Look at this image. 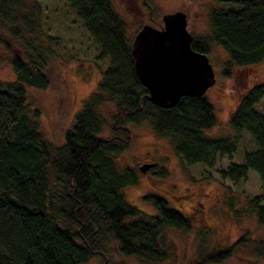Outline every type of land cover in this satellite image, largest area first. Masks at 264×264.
<instances>
[{"label":"trees","instance_id":"16d2710c","mask_svg":"<svg viewBox=\"0 0 264 264\" xmlns=\"http://www.w3.org/2000/svg\"><path fill=\"white\" fill-rule=\"evenodd\" d=\"M216 1L208 13L209 34L193 37L192 48L207 55L212 44L221 46L227 53L225 75L234 67L260 63L264 0ZM141 2L149 21L161 27L151 18L150 2ZM66 3L97 46L94 64H104L94 89L52 139L30 91H46L54 72L65 92L61 61L67 60L51 45H57L56 37L42 31L36 1L0 0V44L8 50L16 43L21 49L9 58L15 78L0 80V264H85L95 254L101 264H174L165 230H189L192 222L160 195L145 196L156 210L152 216L126 199L122 189L134 184L137 175L131 166L119 167L116 158L131 140V123L147 122L182 164L207 167L218 157H230L246 133L255 148L219 174L233 183L249 170L258 174L262 192L250 198L249 208L264 224V115L255 109L264 83L240 93L225 134L209 135L206 130L216 117L205 93L181 96L167 108L150 102L134 70L132 39L113 0ZM108 106L113 107L110 135L103 136V108ZM259 244L257 250L264 249V241ZM234 246L201 251L190 264H220Z\"/></svg>","mask_w":264,"mask_h":264},{"label":"rangeland","instance_id":"374dc122","mask_svg":"<svg viewBox=\"0 0 264 264\" xmlns=\"http://www.w3.org/2000/svg\"><path fill=\"white\" fill-rule=\"evenodd\" d=\"M34 1L39 5L42 31L56 37L57 45H51L67 60L61 61V70L67 77L65 92L54 72L46 91H30L40 102L42 123L49 129L50 137L57 139L62 128L94 89L104 62H100L99 68L94 64L99 52L97 46L66 0ZM148 1L153 8L151 18L161 25L162 14L182 10L186 14L187 30L193 37L209 34L208 13L210 8L217 5L216 0ZM141 3V0H113L115 9L125 21L129 40L144 24L160 28L149 21ZM14 52H21L16 43L11 44L8 50L0 44V80L15 78L9 63L10 55ZM207 57L214 71L215 82L208 87L205 95L214 107L216 122L206 133L223 135L228 130L227 121L240 93L255 83H264V59L248 67H234L225 75L226 51L212 44ZM103 109L106 113L102 135L109 136L108 124L113 107ZM255 109L264 115V95ZM129 128L131 140L116 158L119 167L131 166L137 175L134 184L122 189L126 199L143 213L152 216L156 210L145 196L160 195L170 207L181 211L192 222L189 230L174 227L165 230V241L172 243L174 264H190L201 251L209 252L232 244L235 245L232 254L220 264H264V249L257 250V244L264 241V224L258 223L249 208L250 198L262 192L259 176L249 170L245 179L233 183L219 174V170L225 169L229 163H241L243 153L255 148L251 138L242 133L241 141L230 157H218L212 167H207L203 164H182L169 142L156 137L147 122L131 123ZM144 163H153V167L141 172L139 166ZM160 167L165 168L164 173L159 171ZM101 261V256L95 254L85 264H101Z\"/></svg>","mask_w":264,"mask_h":264},{"label":"water","instance_id":"95a60500","mask_svg":"<svg viewBox=\"0 0 264 264\" xmlns=\"http://www.w3.org/2000/svg\"><path fill=\"white\" fill-rule=\"evenodd\" d=\"M162 26L142 25L132 37L133 66L139 82L148 90L150 102L171 107L184 95L199 96L215 82L205 53L191 46L186 14L176 10L162 14ZM153 163H144V172Z\"/></svg>","mask_w":264,"mask_h":264}]
</instances>
